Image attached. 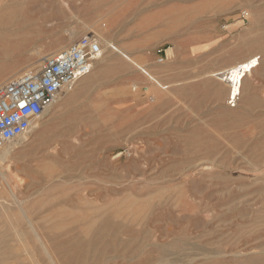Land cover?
Instances as JSON below:
<instances>
[{
	"label": "rangeland",
	"instance_id": "1",
	"mask_svg": "<svg viewBox=\"0 0 264 264\" xmlns=\"http://www.w3.org/2000/svg\"><path fill=\"white\" fill-rule=\"evenodd\" d=\"M158 3L139 25L122 0H0L38 30L0 85L79 36L103 50L0 161L6 264H51L29 221L55 264H264V0ZM251 56L232 100L222 74Z\"/></svg>",
	"mask_w": 264,
	"mask_h": 264
},
{
	"label": "built area",
	"instance_id": "2",
	"mask_svg": "<svg viewBox=\"0 0 264 264\" xmlns=\"http://www.w3.org/2000/svg\"><path fill=\"white\" fill-rule=\"evenodd\" d=\"M101 51L94 34L79 36L61 51L44 56L39 68L0 85V149L27 131L57 97L88 74ZM162 61L160 56L158 62Z\"/></svg>",
	"mask_w": 264,
	"mask_h": 264
},
{
	"label": "bare ground",
	"instance_id": "3",
	"mask_svg": "<svg viewBox=\"0 0 264 264\" xmlns=\"http://www.w3.org/2000/svg\"><path fill=\"white\" fill-rule=\"evenodd\" d=\"M30 1V0H29ZM96 1V0H95ZM66 6V3H63ZM13 6V4H12ZM16 6V5H15ZM17 7V6H16ZM17 9V8H16ZM70 10V9H68ZM28 15L26 14H18L16 10L9 9V11H1L0 12V51L6 52L10 49H12L13 46H21L25 44L28 40L34 38L38 34V30H34L33 32L28 29L27 21H28ZM68 31V30H67ZM74 33V31H73ZM99 44L101 45L99 39ZM34 43V42H33ZM102 48V46H101ZM103 51V50H102ZM101 51V56H102ZM46 56V55H45ZM100 56V58H101ZM44 57V56H43ZM41 57V59L43 58ZM258 56H251L246 58L243 61H240L238 63H235L234 65L228 67L223 72V82L225 83V86L228 87V96L229 98H232V100H236L237 96L240 94V88L242 86L244 78L249 75L253 68H255L258 64ZM92 67V66H91ZM148 88V87H147ZM59 98V97H58ZM63 98V97H62ZM59 100V99H57ZM66 100V99H64ZM53 104V103H52ZM52 104L47 108V110L43 114L50 113V108ZM56 112V111H55ZM35 124L38 125V123H34V125L30 126V128L25 131L23 134L17 136L14 140H16L13 147H7L8 145L4 146L0 149V161L6 160L9 157L12 158L15 156V152L17 147L22 145V143L25 141V138L28 136L27 134L30 133L29 130L35 126ZM244 154V153H243ZM2 163V162H1ZM45 164V163H44ZM50 164V163H49ZM1 165V164H0ZM3 168V167H2ZM1 168V169H2ZM205 168V167H204ZM6 170V169H5ZM6 173V172H5ZM7 174V173H6ZM1 175V174H0ZM4 175V173H2ZM141 175V174H140ZM5 176V175H4ZM8 176V175H7ZM9 181V180H8ZM64 182V181H63ZM54 187V186H53ZM37 191V190H36ZM249 192V191H248ZM20 202V201H19ZM22 203V202H20ZM132 204V203H131ZM4 205V204H3ZM20 205V204H19ZM127 206V205H126ZM129 207V206H128ZM221 215V214H220ZM113 218V217H112ZM28 221V220H27ZM114 221V220H113ZM28 223V222H27ZM50 223V222H49ZM110 223V222H109ZM13 224V231L14 235L19 234V230L16 228L18 225L17 220H14L10 223V225ZM29 225L31 230L34 232V235L37 239V241L40 243L39 245L42 246L44 253L48 256V261L51 264H55V261L51 254L47 252V249L45 248L41 236L39 235V231L35 229L33 224L29 221ZM49 226V225H48ZM51 227V226H50ZM147 230V229H146ZM148 231V230H147ZM153 240V239H152ZM28 241V240H27ZM186 243V242H185ZM219 244V243H218ZM181 245V244H180ZM179 245V246H180ZM9 246V245H8ZM184 246V245H183ZM2 249V248H1ZM9 249L8 251L12 254L15 252V248L12 246L7 247ZM134 249V248H133ZM3 250V249H2ZM8 252V253H9ZM182 253V252H181ZM2 254V253H1ZM4 254V253H3ZM2 254V255H3ZM16 254V253H15ZM222 255L225 254L224 252L221 253ZM17 255V254H16ZM27 255V254H26ZM226 255V254H225ZM229 255V254H228ZM234 255V254H233ZM232 255V256H233ZM29 256V255H28ZM112 256V255H111ZM197 256V255H196ZM206 256V254H204ZM218 256V255H217ZM15 257V255L13 256ZM113 257V256H112ZM116 257V256H115ZM200 257V256H198ZM176 258V257H175ZM206 258V257H205ZM191 259V258H190ZM107 260V259H106ZM178 260V259H177ZM185 260V259H184ZM239 261V260H238ZM32 262V261H31ZM112 262V261H111ZM244 262V261H243ZM0 264H6L4 258H0ZM13 264H24L23 262H17L15 259V262ZM85 264V263H84Z\"/></svg>",
	"mask_w": 264,
	"mask_h": 264
},
{
	"label": "crops",
	"instance_id": "4",
	"mask_svg": "<svg viewBox=\"0 0 264 264\" xmlns=\"http://www.w3.org/2000/svg\"><path fill=\"white\" fill-rule=\"evenodd\" d=\"M138 1L141 3L138 4ZM148 1L150 2V4L148 3ZM159 1L161 0H122V2L127 3L125 5H128L129 2H135L134 4H130L127 6V9H130V12H128L127 14L135 17H140L139 25H142L144 19L145 20L150 19L151 21H153L155 20L153 18H157L158 16L163 15L162 12L164 8L161 5H159L158 3ZM165 1L169 2L167 8H169L170 11H173L175 9L189 11L190 9V0H165ZM155 2L157 3L154 4ZM123 8L124 5L122 6V10ZM123 14L124 13H122V15ZM13 73H14V69L8 68L6 66V68H4L0 72V81H3L4 79L8 78Z\"/></svg>",
	"mask_w": 264,
	"mask_h": 264
}]
</instances>
